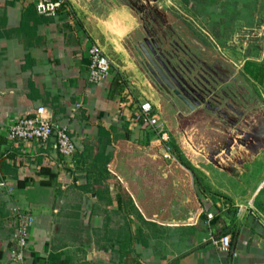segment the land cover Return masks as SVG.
Listing matches in <instances>:
<instances>
[{"label":"crops","instance_id":"crops-1","mask_svg":"<svg viewBox=\"0 0 264 264\" xmlns=\"http://www.w3.org/2000/svg\"><path fill=\"white\" fill-rule=\"evenodd\" d=\"M36 1L0 0V171L6 182L0 186V264H15V231L8 223L17 207L35 216L31 264H264V150L238 178L194 162L222 173L201 175L205 186L192 185L182 203L175 179L133 173L146 164L148 139L162 158L158 138L135 121L129 105V92L141 84L137 72L149 80L134 50L145 37L143 17L118 0H65L57 15L40 14ZM205 6L212 36L251 35V43L242 44L248 50L242 72L227 65L249 87L251 102L259 101L252 84L264 85V0H206ZM95 42L113 61L99 82L89 79ZM151 101L169 128L162 102ZM40 106L76 142L71 160L61 156L54 138L8 139L10 125ZM217 178L243 190L256 187L248 203L237 198L240 208L233 209L215 194L224 192ZM171 182L179 188L164 205ZM148 187L158 200L152 206L142 204ZM208 212L215 214L211 221ZM225 233L232 236L229 252L211 240Z\"/></svg>","mask_w":264,"mask_h":264},{"label":"rangeland","instance_id":"rangeland-1","mask_svg":"<svg viewBox=\"0 0 264 264\" xmlns=\"http://www.w3.org/2000/svg\"><path fill=\"white\" fill-rule=\"evenodd\" d=\"M205 1L206 0H128V2L134 5V8L139 11L144 20L145 37H142L138 43L140 41L152 43L162 52L163 57L170 63L173 69H175L176 73L180 71L179 73H181L182 77L185 79L186 84L190 85L192 88L195 87L198 92L201 91L205 93V96L212 97L213 95L209 91V87L212 84L209 83L208 85L205 83V80L209 78L208 64L210 62H212V65L214 64L211 58L214 57L213 59L216 58L224 62L227 61L226 63H231L233 67L242 72V69H244V59L248 55L246 52L248 51L247 48H244L242 44L246 46L249 45L252 38L251 35L242 37L238 34L231 39L223 40L218 39L216 36H212L213 32L210 31L209 27L211 23L207 21V18L204 16L205 13H207ZM188 15L192 16L195 20H190ZM205 31H210L212 33L209 32V35ZM232 49H235L238 54L232 51ZM189 66H192V71H188ZM237 70L235 71L237 72ZM137 73L136 81H139L141 84L140 88H134L133 92H129L130 95H133L131 96L130 107L137 111L140 107V103L146 100H153L156 102L159 100L161 105L160 95L157 93L152 83H150V79L148 78L149 80L147 81L145 76L140 72ZM220 86L221 85L218 87ZM252 90L257 100H259L260 103H262V101L264 103V99L261 97V94H264V85L253 83ZM179 103L180 102L177 101V104ZM165 104L168 105V101H166ZM179 106L185 109L184 106ZM175 115H173L174 118ZM167 120L168 124L171 125V117L168 116ZM169 131L172 135V145L176 150L179 161L170 162L163 157L160 158L158 152L150 150L151 148L149 145H151V142L150 139H148V141L144 143L147 147H142L148 155L145 156L148 158L144 159L146 160V164L140 168L133 169V173L147 174L153 177L156 174H163L168 175L169 178L175 179V181H177L176 183L180 184L179 187L181 189L178 190V193H180L179 195L181 198L179 200H181L182 203L186 200L187 191L192 190V185H195V189H198V186H205L201 175L218 173V176L220 175L219 173L222 172L220 169L213 166L210 167L204 163L198 165L194 164V161L188 158L181 147L178 141V135L173 134L171 131V126H169ZM151 154H154V157L156 156L157 166L155 165V160H151ZM262 156L264 157V154H262ZM218 182L221 181L218 179ZM221 184L223 185L222 191L224 192H221V194L219 193L220 190H216L215 194L218 196L223 195L224 202L228 203L233 209L240 208L239 202L243 200L248 203L256 187V185L252 183L251 185H247V188L243 190L240 187L241 184H236V182L227 184L221 182ZM168 187H170V189ZM179 187L177 184L176 186L173 185V182L166 186L164 205L171 204L170 191L176 192V189ZM150 191H152V188L148 187L147 195L145 194L147 201L142 202V204H147L149 206L157 204L158 200L155 195L156 193L154 194ZM237 198H240V201ZM247 207H249L247 208V210H249L251 204L247 205Z\"/></svg>","mask_w":264,"mask_h":264},{"label":"water","instance_id":"water-1","mask_svg":"<svg viewBox=\"0 0 264 264\" xmlns=\"http://www.w3.org/2000/svg\"><path fill=\"white\" fill-rule=\"evenodd\" d=\"M137 48L142 56L147 58V64L160 76L167 92L174 93L183 101L177 105L168 101V105L171 112L177 113L176 125L171 127V131L178 135V141L188 158L194 162L212 163L238 178L246 163L253 161L264 150V107L261 103L259 101L235 103L242 106L241 110L235 108L223 113L229 107V103L235 101L231 98L229 103L224 105L219 103L211 111L207 104V107L198 108L205 102V95L186 84L181 73H174L155 51L157 47L150 42L146 44L140 41ZM150 77L154 81L152 76ZM220 88L218 87L216 91ZM200 97H204V100ZM184 104L188 109L185 113L179 106ZM161 114L165 117L162 111Z\"/></svg>","mask_w":264,"mask_h":264},{"label":"built area","instance_id":"built-area-1","mask_svg":"<svg viewBox=\"0 0 264 264\" xmlns=\"http://www.w3.org/2000/svg\"><path fill=\"white\" fill-rule=\"evenodd\" d=\"M65 0H37L36 10L43 15H57ZM89 79L92 82H99L108 76L113 67V61L105 52L103 47L95 42L89 51ZM81 104H77L79 107ZM45 107L40 106L37 112L31 116H21L10 125L8 139L12 142H32L39 141L48 143L55 139V147L62 157L67 161L71 160L77 152V145L73 137L68 132L67 127H57L48 117L44 116ZM135 121L150 129L161 146V155L170 162H178V155L172 145V135L166 122L160 116L158 107L151 100L140 103L136 111ZM6 182L0 171V186H5ZM208 220L211 221L215 214L208 212ZM35 224V216L20 211L15 208L9 218L8 225L15 231V264H31L29 258L30 251V229ZM212 242L221 252H229L232 247L231 234L212 235Z\"/></svg>","mask_w":264,"mask_h":264},{"label":"trees","instance_id":"trees-1","mask_svg":"<svg viewBox=\"0 0 264 264\" xmlns=\"http://www.w3.org/2000/svg\"><path fill=\"white\" fill-rule=\"evenodd\" d=\"M121 3H124L126 5H130L128 0H118ZM228 63L216 59L213 65H210L208 67V73L209 78L205 80V83L209 85L211 83L212 85L209 87V91L212 93V97H208L206 104L208 106L218 105L222 99H226L227 97L229 99L233 98L235 100H239L241 102L244 101H253L251 99V93L249 87L246 85V83L241 80V77L236 75L235 70L227 65ZM117 81H119V78L115 79V86H118ZM210 81V82H209ZM226 83L227 85L221 87L218 91L217 88L220 84ZM200 94L203 96L206 95L205 93L199 91ZM215 93V94H214ZM210 95V94H209ZM206 97V96H205ZM207 98V97H206ZM210 99V100H209Z\"/></svg>","mask_w":264,"mask_h":264},{"label":"flooded vegetation","instance_id":"flooded-vegetation-1","mask_svg":"<svg viewBox=\"0 0 264 264\" xmlns=\"http://www.w3.org/2000/svg\"><path fill=\"white\" fill-rule=\"evenodd\" d=\"M147 44V43H146ZM137 46H138V43L136 44V46H135V48H134V50H135V54H136V56H137V59H138V61L140 62V65L142 66V63L144 64L143 66H142V68H143V71L145 72V74L148 76V78L150 79V81H151V83H152V85L155 87V89H156V91H157V93L160 95V98H161V102H162V106L164 107V114L166 115V116H169V117H171V118H174L172 115H175V111L172 113L171 112V108L169 107V105H166L165 103H166V101H171V102H174L176 105H177V101H179L180 103H183V101H181L174 93L173 94H169L168 92H167V89L164 87V84H163V81H162V79L160 78V76L157 74V72L156 71H154L153 69H152V67H150L147 63H148V60H147V58L146 57H143L142 56V54H141V52L138 50V48H137ZM155 51H157V53L164 59V61L166 62V64L170 67V69H172V71L174 72V73H176V71H175V69H173V67L170 65V63H168L167 61H166V59L163 57V54H162V52H160L158 49L156 50L155 49ZM210 65H212V63H209L208 64V67L210 66ZM146 67V68H145ZM191 68H192V66H189V68H188V71H190L191 70ZM178 71V70H177ZM180 71H178L177 73L178 74H180L179 73ZM149 73L151 74V75H149ZM150 76H152V78L154 79V81L151 79V77ZM227 85V84H226ZM225 85V86H226ZM163 87H164V89H163ZM195 88V87H194ZM222 88H223V86H222ZM196 89V88H195ZM191 93H192V91H190ZM196 92H198L197 90H196ZM215 94V93H214ZM207 98H205V100H207L208 99V96H206ZM200 99L201 100H204V97H200ZM210 100V99H209ZM231 100V99H230ZM229 98L227 97L226 99H222V101L220 102V104L221 105H224V104H226V103H229ZM233 100H235V99H233ZM206 102L207 101H205V102H202V104L201 105H199L198 106V108L199 107H207L206 106ZM235 103H241V104H243L241 101H239V100H235V101H233V103L231 102V103H229V107L228 108H226L227 110H225V111H223V113H227V112H230V111H232V110H235V108L237 109V110H241V108H242V106H240V105H237V104H235ZM184 107H185V109L183 110V113H185L186 111H188V109H187V106L184 104L183 105ZM216 106H217V104L216 105H211L210 107H209V110L211 111V109L212 108H216ZM234 106V107H233ZM180 111H182V110H180ZM177 114V113H176ZM173 122V124H176V121H175V118L173 119V120H171V123Z\"/></svg>","mask_w":264,"mask_h":264}]
</instances>
